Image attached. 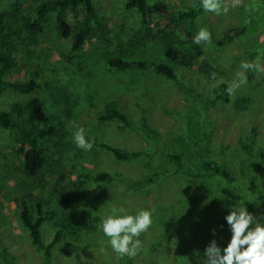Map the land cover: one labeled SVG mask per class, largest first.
Returning <instances> with one entry per match:
<instances>
[{
	"label": "rangeland",
	"instance_id": "374dc122",
	"mask_svg": "<svg viewBox=\"0 0 264 264\" xmlns=\"http://www.w3.org/2000/svg\"><path fill=\"white\" fill-rule=\"evenodd\" d=\"M40 1L0 0V11L8 12L6 32L17 63L9 77L38 84L31 93L5 89L0 109L36 97L45 110L40 125L54 128L39 141L44 150L42 169L27 177L13 152L12 134L0 126V264H44L17 212L15 200L27 194L53 213L42 226L45 242L52 238L55 223L72 222L77 228L52 249L51 264H208L204 253L210 242L224 247L230 238L224 219L228 206H246L254 217L264 216V0H241L221 16L200 8L190 33L185 30L187 22L170 18L187 11L194 0H147L154 29L184 56L173 79L151 70L109 65L118 54L135 57L137 49L145 48L136 43L138 12L125 9V0H92L107 32L102 37L90 35L76 50L71 49V37L58 35L52 14L44 21V32L28 36L24 31L23 19ZM81 18L80 10L68 13L71 26ZM201 26L211 31V44L193 43ZM238 27V33L221 42ZM258 58V69L247 72V84L229 95L228 102L220 98L221 84L213 86L216 81L230 82L241 61ZM112 101L130 125L99 118ZM143 114L164 150L193 164L195 144L207 145L211 157L234 180L177 172L140 129ZM78 127L128 157L116 159L96 143L91 151L77 148L72 134ZM99 172L116 177L105 181L84 177ZM149 177L151 183L143 188L131 187L123 179ZM121 205L129 212L153 209L154 215L153 224L139 237L142 251L118 259L105 247L107 238L97 225L108 207Z\"/></svg>",
	"mask_w": 264,
	"mask_h": 264
},
{
	"label": "trees",
	"instance_id": "16d2710c",
	"mask_svg": "<svg viewBox=\"0 0 264 264\" xmlns=\"http://www.w3.org/2000/svg\"><path fill=\"white\" fill-rule=\"evenodd\" d=\"M199 0H194L193 5L187 11L175 13L171 21L184 20L187 22L186 32H193L196 28L195 18L199 12ZM125 9H135L139 15L140 27L137 31L136 43H140L144 49H137L140 53L135 57L126 54H118L109 59V65L119 69L136 67L151 70L166 78H175L176 66L181 63L184 56L178 54L175 45L160 32L154 29L149 14L147 0H125ZM82 12V18L73 26L68 21V13ZM15 7V12H18ZM54 16L55 28L62 38H72L71 49H79L90 35L102 37L107 32V23L100 17L92 0H43L35 5L33 14L23 19V29L28 36L38 35L44 32V21L47 16ZM8 12L0 11V95L5 89H13L21 93H31L38 84L35 80L20 81L12 79L9 74L16 67L14 49L9 42L6 21ZM241 27L230 29L225 39L229 40L233 34L238 33ZM167 41V42H166ZM135 42V41H134ZM175 47V48H174ZM134 52V51H133ZM226 85L218 87L217 94L225 102L229 101V93ZM45 118V110L38 98L28 99L24 104L11 103L7 108L0 109V126L9 131L13 136V152L18 156L21 170L27 177H34L43 167L44 150L40 146V139L51 135L54 128L51 125H40ZM101 120H116L123 125H130L131 121L115 102H109L105 111L99 117ZM140 129L148 138L151 147L160 153L161 157L176 166V171L194 178H221L233 181L234 178L224 165L217 163L212 157L207 145L195 144V159L193 164L186 163L179 154L164 150L159 142L158 133L149 124L143 114L139 123ZM99 147L110 152L116 159H126L128 155L114 145L91 138ZM86 180L105 181L116 177L109 172L85 174ZM126 183L135 188H143L151 183L152 178L129 179L123 178ZM18 216L22 225L28 231L32 244L41 252L44 264H51L52 249L63 239L66 234H75L76 226L72 222H58L54 225L53 236L44 241L42 226L46 220L53 218V213L45 208L40 199L30 194L22 195L15 200Z\"/></svg>",
	"mask_w": 264,
	"mask_h": 264
},
{
	"label": "clouds",
	"instance_id": "9594fccd",
	"mask_svg": "<svg viewBox=\"0 0 264 264\" xmlns=\"http://www.w3.org/2000/svg\"><path fill=\"white\" fill-rule=\"evenodd\" d=\"M241 0H199L198 7L206 13L216 16L227 15L232 8L239 6ZM211 44L212 33L201 26L193 37V43ZM259 58L256 61H241L233 79L225 81L221 78L215 85L226 84V91L233 94L248 82L247 72L257 70ZM215 80V74H213ZM75 146L84 151H91L94 141L88 137L83 127H78L72 134ZM223 199V198H219ZM154 210L139 208L129 212L124 206H110L99 216L98 230L106 237L105 247L110 248L118 259L125 256L135 257L143 249L139 238L153 224ZM230 238L226 246H218L212 240L205 249L208 264H264V216L254 217L246 206L230 205L224 217ZM104 250L103 248L101 249Z\"/></svg>",
	"mask_w": 264,
	"mask_h": 264
}]
</instances>
